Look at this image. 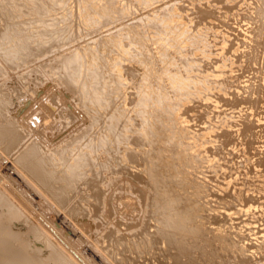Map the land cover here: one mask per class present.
Listing matches in <instances>:
<instances>
[{
	"label": "bare ground",
	"instance_id": "obj_1",
	"mask_svg": "<svg viewBox=\"0 0 264 264\" xmlns=\"http://www.w3.org/2000/svg\"><path fill=\"white\" fill-rule=\"evenodd\" d=\"M93 1L94 0H0V150L8 155L12 167L18 169L19 174L21 173L25 178L24 180L28 181L30 186L32 185V188L34 187V189L39 192L37 193L35 191L37 194H40V197H43L44 202H46L45 200L47 199L54 202L56 201L60 209L64 210V212L76 223L78 222L77 214L80 212L83 213L82 216L85 215L88 217L91 214L100 215L102 213L103 203L108 198L107 191L111 189V184L114 185L118 182V180L114 178L116 181L113 183L114 179L111 178L112 176H115L117 179L123 177H125V179L126 177L131 179L132 184L130 183V185H132V189L138 193L137 195L140 196L142 202L139 221L126 222V217H124V222L123 220L121 222V225L125 227L123 228L120 226V222L110 220L107 228L105 230L103 229L104 231L102 230L103 234H108L107 232H110L108 236L102 234V237L105 236L104 239L112 235V242L109 239L110 236L108 238L110 244L107 243L108 246L105 247L103 245L102 250L104 251L106 249L111 257L115 255L117 257V264H210L214 262L216 264H257L258 258L264 259V235L262 239L258 237L256 242H251L249 244L243 241L240 235L244 233V227L250 222L251 217L253 220L254 212L251 210V207L253 206L254 209V205H257V203L260 205V201L258 202V199H260L259 197L255 198L256 195L246 197L247 195L245 194V196L243 193H246L252 188L250 187L251 185L249 186V184H252L251 182L246 185L248 183L247 179L251 180L249 178V172L252 171V173L258 175H260L259 173L264 174V168L260 169L261 167H258L262 165V167H264V153L263 155L261 153L258 155L259 151L264 150L263 145V149L261 148L262 150L259 149L258 151V148H260L264 142L261 143L259 141L260 139H257L261 135V139L264 140L262 138V135L264 137V128L263 126L261 127L262 122L258 124L255 121L257 126L260 125L259 130H262L260 132H263V134H258L257 140L252 136L253 134L255 135L257 131L254 132V130H251L254 133L251 132L252 134H250L249 131V133H247L252 136V138L248 136L247 142L248 139H253L255 141V143L253 141L255 144H253V146L254 149L255 147L257 148V157L254 152L256 149L254 150L252 148L254 151H252V155H250L248 152L249 149H247L248 151L245 149L246 144L244 140L240 138L245 135V133H243L244 135L242 136L241 131L247 132L243 129H247L248 126L243 128L237 127V134H234L235 130L233 126L230 128L234 131L228 129V125L232 124L229 123V121H231L230 118L233 116L232 113L230 114V112L228 113L224 110L223 112H217V110L211 112L206 109L210 108L209 106L204 105L205 103H201L200 105L205 106V110H202V106V109L198 110L200 105L196 108L200 113V118L213 114L219 117V119H217V117L215 118V120H219H216V124L212 122L214 127L212 128L213 134L211 138L206 136L208 139L203 138L204 141L202 143H199V141L197 142V139L192 136V134H198V130L202 131V127L194 128V126H185L182 124L181 119H178L182 116L177 115L178 117H176L175 115V111L180 104H182V106L179 108L182 109L184 113H190V110L187 109L191 107L185 106L183 108V105L184 101L187 100L188 89L191 83L194 85L196 83H207V85L210 82L214 83L208 91H206L205 86H202L205 92L203 98H207L208 100L212 99L213 97H210L214 96V94L218 97L217 94L219 93H233V88L231 87L233 82L230 81L227 74L234 73L233 70L236 69L234 68V63L236 61L234 58H231L227 50L224 53L215 55V59L212 60L211 56L215 52L212 50L213 48H211L212 46L209 42L210 35L203 30L200 25L203 22L209 23V19L205 16L210 15L208 13L206 15L205 12H208L211 5L216 6L217 4L218 7V4H220L221 7L225 5L230 8L234 5L236 6L237 4L235 3L238 1L241 2L242 0H230L228 3H224V0H192L193 3L199 1L204 5V7L202 5L200 6L199 11H195L194 8L191 11L192 13H190L192 9L191 7L189 8L190 5L185 6V3L176 2L178 0L170 2H168V0L167 4H165L166 1L162 3L164 2L162 0H126L124 3H122L121 0H105L103 4H95ZM160 1H162V5ZM253 1L259 2L258 4H263L264 2H262V0ZM157 2L160 3L156 6L160 11L159 14L156 15L150 12L149 15L143 16L141 12L138 14V17H136L135 22L125 23L126 16H130L131 13L137 14L138 8H146L147 5L151 6ZM248 2L244 4H249ZM250 2H252V0ZM196 4L193 5L196 6ZM241 4L242 3H240V5ZM208 6L209 8H207ZM252 6L254 5L252 4ZM255 6V8H257L259 5L255 4ZM196 7L199 8V5ZM214 8L216 12L219 11L216 7L210 8L211 11H214ZM232 9L233 8H231V10ZM239 9L242 11L240 7ZM235 10L233 9V14ZM180 11H187L188 13L185 24L186 27H182V23L177 19V15ZM246 12V15L250 13H253V15L255 14L253 11L248 13L249 10ZM262 14L264 15V13ZM80 15H84L83 19L80 18ZM232 15L230 17H232ZM243 15L246 16L245 12ZM59 16H64L65 19H61ZM261 17L263 16H259V21L258 19L256 20L260 24L264 23L260 22ZM213 18H216V20ZM213 18L210 19H213L215 23L213 24L212 21V25H218L216 21L219 18L216 16ZM226 19H228V17ZM61 21L65 23L74 22V27L72 28L75 30H80L85 27V25L90 27L92 24L97 26H108L110 27L109 31L113 34L111 37H108L107 34L101 35L99 38L90 42L87 48H78L74 50V52H78V55L73 54V61H66L67 65L66 63L64 64V69L67 71L68 75L66 78L62 77L63 80H59V82L64 87L65 91L69 93H66L68 98L70 95L73 99V106H75L74 108L71 105L73 109H77L83 115H85L87 111L90 117V123L87 124L85 130L78 133V135H80H77V138H80L79 140H77L75 136H70V140L63 146H59V138H52L51 134L46 133L45 129L43 130L46 123L44 118L37 115L39 121L36 120L37 124H35L32 122L31 118L33 112L31 114H28V111L24 112L27 108L25 105H28L26 104L28 101L25 100H28V97H24L26 92L23 93V90H21L22 88H19L20 86L16 87V85L19 84H16L17 81L15 80L16 68L24 67L28 63H33L36 58L49 52L54 44L63 37L65 29L64 26L59 25ZM221 22L220 24L223 23ZM254 24H256V22ZM254 24L253 26L256 27L257 24ZM262 25L263 24H261V26ZM137 27L139 28L137 29ZM150 27L158 29L157 36L152 37L145 34ZM190 27H192V29H189ZM219 27L221 26L219 25ZM124 29L130 30L128 37L133 39L128 44L120 43V45L125 47L126 55L122 49H120L121 51H117L119 48L116 49L117 44L115 42L119 38V33ZM254 30L256 31L257 29L253 28V30L249 31L253 32ZM225 32L221 35L226 37L229 42L234 32H231L232 36L224 34ZM257 33L258 32H256V34ZM256 34H252L253 36L255 35L254 38ZM249 35H247L248 39L250 38ZM259 35L262 36L261 34ZM238 37L240 36L238 35ZM236 39L237 38H235V40ZM251 39L250 41H252ZM247 40L245 42L246 44L249 41ZM101 41H103V43ZM135 41L137 42L135 43ZM155 41L158 42L156 47L151 44V42ZM233 43H235V41ZM249 43L251 44V42ZM260 44L264 45V42ZM257 45H259L258 42ZM257 45L255 44V46ZM136 46L142 47L139 49ZM244 46L246 47L245 44ZM248 46L250 45H247V47ZM258 47L255 49H259ZM170 48L177 49L178 54L175 56L168 50ZM249 48L251 47H248V50ZM157 50L161 51L159 52V58L157 57ZM237 50L238 48L236 47L235 51ZM197 51L201 52L200 55H197ZM258 52L260 53V50ZM263 52H261L260 56ZM234 53L235 52H233V54ZM247 54H245V56ZM169 55L171 57H169ZM248 56L245 59H247ZM255 56L253 55V59L256 58ZM249 57L251 58V56ZM132 58H136L135 61L140 62L141 65L139 66H142L143 69L139 70V66L135 67L131 65L129 59ZM243 58L241 56L242 61ZM165 59L166 61H164ZM209 59H211V61ZM242 61L241 64L243 65ZM110 62L113 64H110ZM252 62L253 61H251L250 64L253 67L255 65L254 63H258L259 61ZM262 63L263 62H261V65ZM114 64L120 67L119 73L114 71ZM125 65L134 70L136 83L139 84V87H137L135 91H130V93L136 96L131 105L126 103V100L130 96L129 90L126 88L124 91H119L117 87L118 80L121 85L123 81L131 82L129 80L134 79H126L123 77L122 72L126 69ZM237 65L239 66L240 64ZM258 66L262 67L260 65H257V69L254 67L255 74L256 70L259 72ZM208 68H211L215 74H208ZM263 68H261V76L263 74L262 71H264L262 70ZM161 69L162 71L159 72ZM193 69H195L196 72ZM192 70L194 73L187 75V72ZM41 72L43 74V71ZM23 73L26 75L29 71L25 70ZM218 73H223V75L218 76ZM40 76L42 75L40 74ZM29 77L30 73L27 74L25 83L29 84V87H31L32 80H29ZM43 77L45 78V76ZM254 78H256V76L252 79ZM101 79H107V81H109L108 89L101 87ZM153 79H155V81ZM261 79H264V77L259 78V82H257L256 79L254 80L257 84L263 82ZM156 82L158 84L155 86ZM251 82H253V80ZM256 84L253 85L255 87L259 85ZM33 87L34 86H32V88ZM255 87H250L252 90V92L250 90V94L254 93V90L257 88ZM261 88L263 89V87ZM259 91L261 90L259 89ZM234 93H236V88ZM260 93L261 92H259V94ZM14 94L18 96V98H15L17 99L16 101L13 99ZM231 95L232 94H229V96ZM258 95L256 94L255 97L257 96L259 100L264 96L261 95L260 98ZM216 96H214L215 99ZM71 98H69L70 101ZM229 98H231V101L234 100V97H228V99ZM217 99L219 100L220 96ZM224 99L222 98V100ZM251 99H253V102L258 100L256 98L254 99V97ZM259 100L257 102L258 107H260L259 104H262ZM57 102V98L54 97L51 106H49L50 110L53 106L57 107L55 111L56 115L53 116L52 111L46 110L45 117L54 121L56 128L60 129L62 126H66L68 122V120H63L66 118L67 110L65 111L66 108H63L64 110L62 109L65 105L59 107ZM207 104L209 103L207 102ZM69 105L70 103L68 106ZM244 105L246 106V104ZM250 105H252V103ZM138 106L140 108L137 109L136 115H138V119L141 120V123L139 125L131 121H126V123H124L122 115H127L128 120H132L134 115L132 110ZM255 106L256 104L254 107ZM105 108L114 109L113 113L107 117V126H115L121 129V134L115 140L111 141V131L107 128L106 130L96 131L92 133V136L85 138L87 134L89 135L94 128L99 126L96 116H100ZM262 108L264 109V107ZM262 108L260 107V109ZM245 109L246 115L248 116L247 110L249 107L247 108L246 106ZM253 109L254 108H252V110ZM78 111L75 110L74 113ZM257 112L256 114H258ZM244 113H242V115ZM260 113L262 114V111H260ZM252 115L249 117H252L253 120L255 114L253 115L254 117ZM249 117L248 119L251 120ZM257 117H255L256 120ZM259 117L262 119L261 115ZM242 119L246 120L247 118L243 117ZM248 119L247 121L250 125L252 120L249 121ZM148 120H151L152 123L153 128L151 131L147 129L142 132L132 127H141L142 122H149ZM127 122L130 125H127ZM226 126H228V128ZM215 127H221L222 129L218 131ZM250 129L251 128H249V130ZM210 133L208 134L210 135ZM81 134L83 135L81 136ZM177 134H179V138L173 139L172 137ZM202 134L200 132L199 135L201 136ZM128 136L134 138L133 145L126 148L114 147L115 144L118 145L126 140ZM144 140H148L150 144L149 149L143 147ZM251 140L249 142H252ZM257 141L261 143L260 147L256 146V144H259ZM101 143H106L110 146V150L105 152L106 156L104 152L100 154L96 153V150L101 147ZM230 143L235 144L239 150H227V145ZM248 146L252 147V144L250 143ZM146 153L152 154L153 157H148ZM253 154H255V158ZM144 157H147L148 160L146 163L142 164L144 162ZM101 165L104 166L103 171L108 170L106 174L98 172L99 170L95 168V166H99L100 168ZM225 165L228 167L243 168L239 171V183L228 184L226 187H222V181L216 182V184L211 182L212 184L214 183L215 186H212L210 183L211 186L209 190L207 187L209 182L206 180V174L204 172L207 171L208 168L209 172H213L212 175L217 177L220 173H223L224 175L222 176L224 177L225 173L222 172V167ZM100 169L102 170V168ZM94 170H97V172ZM201 174L205 175L200 176ZM255 176L257 177V175H254V177ZM262 177H264V175ZM260 179H262L260 180L262 182H257V187L253 188L258 192L263 191L264 193V190H262L264 189V178L260 177ZM110 180L112 182H109ZM131 180L127 182L129 183ZM9 181L12 182L10 178H0V264H77L75 262L76 259L73 261L69 254L66 255L67 253H65L63 247L61 249L59 243H57L58 246L55 245L53 248H51V245L46 246L49 242L52 244L54 237L52 238L46 234V232L48 233L49 231H47L46 225L42 223V219L40 220L39 218L41 214H36L34 218H31L32 216L29 212H32V210H30V207H28L30 211L24 207L23 199L21 200L22 203L18 201L17 198H19V196L17 195L19 194L15 195L17 198L12 196ZM107 183H110V185L108 184L110 189L109 187L105 188V184ZM17 184L18 183H16V186ZM237 184H240L242 187H238ZM125 186L126 185L123 187ZM219 187V190L225 192V194L221 192L222 195H218L216 192L206 193L204 191H211L213 188L217 189ZM258 188L260 190H258ZM18 191L17 193H19ZM123 192L125 191L123 190ZM260 194L257 195L260 196ZM26 197L29 199L31 198L32 201L30 194ZM40 197L39 201H41ZM27 198L25 200L26 202ZM137 198L138 197H136V200L139 199ZM83 200L84 203L82 202ZM85 201L87 202L85 203ZM136 202L138 203V201ZM34 205H37V203H34ZM111 205L113 204L111 203ZM244 206H248L246 209L247 212L245 213L247 217L244 219L240 218L241 221L238 219L239 222H235L238 221L237 218L242 216H238L237 214L240 212L241 207ZM39 207H41V205ZM35 208L37 207L35 206ZM112 211L114 210L109 209L108 212L110 213ZM254 211L256 214V210ZM249 212L253 214L250 215ZM261 213H263V211ZM111 214L112 213H110V215ZM99 217L100 221L101 219L104 220L101 216H98V218ZM86 219L84 220L86 221ZM162 222L164 223L162 224ZM85 224L86 223H84V225ZM92 226L90 225L89 227L91 228ZM161 227L167 230L168 234L162 235L160 233ZM81 229L84 230V226ZM87 229L86 231L89 233L90 230L89 228ZM91 229H93V227ZM91 236L93 235H90V237ZM168 236L173 237V239L170 241ZM93 237L91 239H93ZM100 238L99 236L98 239ZM193 245L199 246L200 251L192 253L190 247ZM211 257H213V259ZM208 258L209 261L207 260ZM162 260H164L163 263Z\"/></svg>",
	"mask_w": 264,
	"mask_h": 264
},
{
	"label": "rangeland",
	"instance_id": "obj_2",
	"mask_svg": "<svg viewBox=\"0 0 264 264\" xmlns=\"http://www.w3.org/2000/svg\"><path fill=\"white\" fill-rule=\"evenodd\" d=\"M122 1V3H124V2H126V0H121ZM162 1H164V2H162ZM162 1H160V3L162 2V3H165V1H166V3L165 4H167L168 2H170V1H173V0H162ZM168 1V2H167ZM230 0H224V3H228ZM249 0H242L241 2L240 1H238V2H236L235 4H237L236 6L234 5V6H232V7H230V8H228L227 6H225V5H223L222 7L220 6V4H218V7H217V4H216V6L215 5H211L210 6V8L212 9L213 7H216L217 8V10H219V11H217L216 12V9L214 8V11L212 10L211 11V9L209 8V6L207 7V8H209L210 9V11H209V9H208V12H205L206 13V15H207V13L210 15V16H205V17H207V19H209L208 21H209V23H207V22H203L201 25H200V27L203 29V30H205L209 35H210V38H209V42H210V45L212 46L211 48H213L212 50L215 52L214 54H212V56H211V58H212V60H214L215 59V55H219L220 53H224L226 50L228 51V54L231 56V58H234L235 59V66H234V68H236L235 70H233L234 71V73L233 74H227V76H228V78L230 79V81H232L233 82V85L231 86L232 88H230V89H232V92L233 93H231L230 91H228V92H230V93H227V92H225V94H222V93H219V94H217L218 95V97L220 96V99L218 100L217 98V96L214 94V96H216V99H215V97L214 96H211L210 98H212V99H207V98H203L204 97V88H202V86H205V88H206V91H208L213 85H214V83H212V82H210L208 85H207V83H196L195 85L193 84V83H191V86H190V88L188 89V94H187V100H185L184 101V105H183V108L185 107V106H190L191 108L190 109H187V110H190V113L189 114H186V113H184L183 112V110L182 109H180L179 107H181L182 106V104H180L179 105V107H178V109H176V111H175V115H176V117H178V116H182L181 118H178V119H181V122H182V124L183 125H185V126H194V128H200V127H202L201 128V130L203 131H200V130H198L199 131V133L198 134H192V136H194L196 139H197V142L199 141V143H202L203 141H204V139L206 138V139H208V137L209 138H211V136H212V128L214 127L213 126V124H212V122L213 123H215L216 122V120L217 119H219V117L217 116V115H215L214 116V114L213 115H208V116H206V117H202V118H200L199 117V115H200V113H199V111H197V109L196 108H198V106L201 104V103H205L204 105H207V106H209L210 108H206V109H208V110H210L211 112H215L216 110H217V112L218 111H222L223 112V110L224 111H227L228 113L230 112V114L232 113L233 114V116H232V118H230L231 119V121H229V123H232V124H229L228 126H229V128H228V126H226L228 129H230V130H232V128H230L231 126H233V129L235 130H232V131H234V134H237V132H236V129H237V127H245V126H248L247 127V129L245 128V129H243L244 131H247V132H243V131H241V135L243 136L244 134L243 133H245V137L243 136V137H240L241 138V140H244V142H245V146H246V150L247 149H249V153H250V155H252V151H254L255 149V154H256V156H257V153H256V151H257V148L255 147V149H254V146H253V144L255 143V141L252 139H250L252 142H249L250 140L248 139V142H247V138H249L248 136H250V138H252V136H253V138H257V136H258V134L260 133V134H263V132H260V131H262V130H259L260 128V125H258L257 126V124L256 123H260V122H262L261 124V127L263 126V128H264V112H263V108L262 107H264V105H263V98H264V96H262L263 98H261L260 96L261 95H264V93H263V91H264V79H261V81H263V82H261V83H257V84H259V85H257L256 84V82H255V80L254 79H256V81L257 82H259V78H263L264 77V71H262V76L260 75V73H261V68H263V66H264V45H261L260 43H262L263 44V42H264V28H263V26H264V23H261V24H263L262 26H261V24L260 23H258V21H259V16H263L264 17V15L262 14V13H264L263 11V9H264V6H263V4H264V0H262V2H263V4H258L257 3V1H253L252 0V2H248ZM105 2V0H94L93 1V3H95V4H103ZM176 2H179V3H185L186 5L185 6H189V8L191 7L192 9L190 10V13H192L191 11L194 9L195 11H199V9H200V6L202 5L201 4V2H195V3H193V1L192 0H178V1H176ZM249 3V4H244V3ZM255 2V3H254ZM159 2H157V3H155V4H153V5H151V6H146V8H143V7H141V8H138V12H137V14H130V16H126V18H125V23H127V22H135L136 21V17H138V14L139 13H141V15H143V16H146V15H149V13L150 12H152L153 14H159L160 13V11H159V9H158V7H156V6H158L159 4H160ZM162 3H161V5H162ZM197 3V4H196ZM200 3V4H199ZM240 3H242L241 5H240ZM73 4H75V3H73ZM196 4V6L197 5H199V8L198 7H196V6H194V5ZM252 4L254 5V6H252ZM255 4H257V5H259L257 8H255L256 6H255ZM76 5V4H75ZM160 5V6H161ZM193 5V6H192ZM238 5H239V7L242 9L243 7V9H242V11L239 9V7H238ZM245 5V6H244ZM246 5H248V6H246ZM262 5V6H261ZM203 7H204V5H202ZM206 6V5H205ZM245 7H246V9H245ZM261 7H263V8H261ZM202 8V7H201ZM231 8H233L234 10H235V13H237V14H233V9L231 10ZM254 8H255V10H256V12L258 13H256L255 12V10H254ZM260 8V9H259ZM139 9H140V12H139ZM250 9H251V11H250ZM245 10V11H244ZM249 10V12L248 13H250V12H254L255 14L253 15V13H250V14H252V15H250V14H248V15H246V11H248ZM258 10V11H257ZM221 11H222V13H221ZM237 11V12H236ZM245 12V15L247 16H244L243 14H244V12ZM260 11H261V14H260ZM215 12V13H214ZM243 12V13H242ZM212 13H213V15H212ZM221 13V14H220ZM188 13H187V11H180L179 13H178V15H177V19H179L180 20V22L182 23L181 25H182V27L184 26V27H186V20H187V17H188V15H187ZM217 14V15H216ZM234 16H233V15ZM260 14V15H259ZM221 17H220V16ZM224 15H225V17L227 18L228 17V19H226L225 17H224ZM232 15V17H230ZM236 15V16H235ZM244 17H243V16ZM83 16L84 15H80V18L81 19H83ZM192 16V15H191ZM212 16V17H211ZM214 16H216L217 18H219V19H217V21H216V23L218 24V25H212V21H213V19L214 20H216V18H213ZM240 16V17H239ZM249 16V17H248ZM252 16V17H251ZM257 16V17H256ZM61 19H65V17L64 16H59ZM263 17H261V19H260V22H264V18ZM211 18H213L212 20H210ZM224 18V19H223ZM258 19V21H256ZM223 22H221V21ZM211 21V22H210ZM218 21H220L222 24H220V22H218ZM251 22H252V26H253V24L256 22V24L258 23V24H260V25H258L257 24V26L259 27H252L251 26ZM226 23V24H225ZM213 24H215L214 23V21H213ZM226 25V26H224V25ZM227 24H229V25H227ZM256 24H254V25H256ZM60 26H64V29H65V32H64V35H63V37L62 38H60V40L57 42V43H55L54 44V46L51 48V50L49 51V52H47V53H45L43 56H41V57H38V58H36L34 61H33V63H28L26 66H22V67H18V68H16V72H15V80L17 81L16 82V84H19V85H16V87H18V86H20L19 88H22L21 90H23V93L24 92H26V95L24 96V97H28L27 99L28 100H25V101H28L26 104H28V105H25V107H27L25 110H24V112H27L28 114L30 113H32L33 114V116H32V114H31V118H32V122L33 123H35V124H37V122H36V120H38L39 121V118H38V116L40 115L41 116V118H44L45 119V121H46V123H45V126L43 127V130L45 129V132L46 133H48V134H51L52 135V138H59V142H60V144H59V146H63L66 142H68L70 139H69V137L70 136H75L76 138H77V135H78V133H80L81 131H83V130H85V128H86V126H87V124H89L90 123V117H89V114L87 113V111H86V114L85 115H83L82 113H80L77 109H73V107L75 108V106H73V99L70 97V95H69V98H71V101H70V99L68 98V95L67 94H69L67 91H65V89H64V87L61 85V83L59 82V80H63L62 79V77H65L66 78V76L68 75V73H67V71L64 69V64L66 63V61H69V62H71V61H73V59H74V56H73V54H75V55H78V52H74V50H76V49H78V48H87L88 46H89V43L90 42H92L93 40H95L96 38H99L101 35H104V34H107V36L108 37H111L113 34H112V32H110L109 31V29H110V27H108V26H103V25H100V26H97V25H95V24H92V26H90V27H88V26H86L85 25V27H83V28H81L80 30H75V29H73L72 27H74L73 25H74V22H69V23H65L64 21H61V23L59 24ZM219 25L221 26V27H219ZM76 26V25H75ZM251 26V27H250ZM260 26H261V28H260ZM250 27V28H249ZM139 27H137V29H138ZM252 28V29H251ZM253 28H255V29H257L256 31H255V33H254V31L252 32V31H249V30H253ZM189 29H192V27H190ZM263 29V30H262ZM261 30V31H260ZM109 31V32H108ZM225 31H227V32H225ZM259 31H260V33H259ZM158 32V29L157 28H154V27H150L149 28V30H147L146 32H145V34L147 35V36H152V37H155V36H157V33ZM223 32H225L224 34H226V35H230V36H232V33L231 32H234L235 33V36H234V33H233V36L232 37H230V44H229V42L227 41V39H226V37H224V36H222L221 34L223 33ZM256 32H258L257 34H256ZM130 33V30L129 29H124L121 33H119V38L117 39V41H115L116 42V44H117V46H116V49H118L119 48V50H117V51H121L120 49H122L123 51H124V53H125V55H126V52H125V47L124 46H122V45H120V43H125V44H128V43H130L133 39L132 38H129L128 37V34ZM237 33V34H236ZM263 33V34H262ZM250 34V35H249ZM252 34H256V37L254 38V36L252 35ZM259 34H261L262 36H260ZM238 35L240 36V37H238ZM247 35H249L250 36V38L248 39V36ZM253 36V37H252ZM233 37H234V39H233ZM235 38H237L236 40H235ZM252 38V39H251ZM254 38V39H253ZM263 38V39H262ZM249 41H248V40ZM250 39L252 40V41H250ZM246 40L248 41L247 42V44L245 43L246 42ZM256 42H255V41ZM162 41H164V40H162ZM165 41H166V39H165ZM235 41V43H233ZM243 41H244V44L246 45V47H247V45H250V46H248V47H251V48H249V50H248V47H247V49H246V47L244 46V44H243ZM261 41V42H260ZM102 43H103V41H101ZM106 42V41H105ZM137 41H135V43H136ZM249 42H251V44L249 43ZM253 42V43H252ZM257 42H258V44L259 45H257ZM158 42L157 41H155V42H151V44L152 45H154L155 47H156V44H157ZM255 44L257 45V46H255ZM227 45H228V47H227ZM134 46V45H133ZM259 46V47H258ZM260 46H261V48H260ZM137 48H141L142 46H136ZM236 47L238 48V50L237 51H235V49H236ZM256 47H258L259 49H255ZM234 48V49H233ZM150 49V48H149ZM231 51H230V50ZM169 51H171L175 56L178 54V50L177 49H172V48H170V49H168ZM240 50V51H239ZM251 50V51H250ZM254 50V51H253ZM260 50V53L258 52ZM73 51V52H72ZM158 52H157V57L159 58L160 57V55H159V52H161L160 50H157ZM174 51H176V52H174ZM232 52V53H231ZM233 52H235L234 54H233ZM239 52V53H238ZM242 52H243V54H242ZM261 52H263L262 53V55L260 56V54H261ZM197 55H200V51H197ZM231 53V54H230ZM236 53H238V54H236ZM248 53V54H247ZM252 53V54H251ZM258 53H259V55H258ZM99 54V53H98ZM241 54V55H240ZM245 54H247L246 56H245ZM250 54V55H249ZM239 55V56H238ZM251 56V58L249 57V56ZM253 55L256 57V58H254V59H257V60H254L253 59ZM239 58H238V57ZM241 56H242V58H243V61H242V59H241ZM248 56V58L247 59H249V60H247V59H245L246 57ZM260 56V57H259ZM169 57H171L170 55H169ZM262 57H263V59H262ZM253 59V60H252ZM261 59H262V61H261ZM136 60V58H132V59H129V62H130V64L131 65H133V66H135V67H137V66H139V65H141V63L140 62H137V61H135ZM210 61H211V59H209ZM164 61H166V59L164 60ZM241 61H242V63H243V65L241 64ZM251 61H259L258 63L256 62V63H254L255 65L252 67V65L250 64V62ZM246 62V63H245ZM252 62V63H253ZM261 62H263L262 63V65H261ZM240 64L239 66H240V68H239V66L237 65V64ZM260 63V64H259ZM110 64H113L112 62H110ZM66 65H67V63H66ZM115 65V64H114ZM210 65V64H209ZM248 65V66H247ZM257 65H260V66H262V67H259L258 66V69H259V72L256 70V74H255V69H254V67L257 69ZM125 67H126V69L122 72V74H123V77L124 78H126V79H132V78H134L133 80H129V81H134V82H128V81H123L122 83H121V85H120V81L118 80V90L119 91H124L126 88L129 90V94H130V96H129V98L126 100V103L127 104H132L133 103V99H135L136 98V96L134 95V94H132V93H130V91H135V89L137 88V87H139V84H137L136 83V75H135V72H134V70L133 69H131L130 67H128V66H126L125 65ZM140 67V68H139ZM138 67V69L139 70H141V69H143L142 68V66H139ZM208 67H212V66H208ZM246 68V69H245ZM209 69V68H208ZM25 70H28L29 71V73H30V77H29V80H32V86H34L33 88H32V86L31 87H29L30 85L29 84H26L25 83V79L27 78V74H29V73H27L26 75L23 73ZM43 71V74H42V72L41 71ZM193 70H195V69H193ZM193 70L192 71H189V72H187V75H191V74H193L194 72H193ZM262 70H264V68L262 69ZM114 71L115 72H117V73H119L120 72V67H118L117 65H115V68H114ZM162 71V69L159 71V72H161ZM242 71V72H241ZM252 71V72H251ZM195 72H196V70H195ZM236 72V73H235ZM254 72V73H253ZM207 73L208 74H210V75H214L215 74V72L210 68L209 70H207ZM40 74L42 75V76H40ZM255 74V75H254ZM218 76H220V75H223V73H218L217 74ZM259 75H260V77H259ZM43 76H45V78L43 77ZM250 76H252V77H250ZM254 76H256V78H254V79H252ZM258 77V78H257ZM151 80H152V78H151ZM154 81H155V79H153ZM253 80V82H251ZM253 83V84H256L257 86V88L253 85V84H251V83ZM28 83H29V81H28ZM34 83V84H33ZM23 84V85H22ZM25 84H26V87H25ZM158 83L156 82L155 83V86L157 85ZM250 84V85H249ZM263 84V85H262ZM100 85H101V87L102 88H104V89H106L107 87H109V81H107V79H101V81H100ZM252 85V86H251ZM260 85H262V86H260ZM22 86V87H21ZM234 86V87H233ZM28 87H29V89H28ZM253 87H255L256 89L254 90V93L255 92H257V93H251L250 94V90H251V88ZM258 87H259V89L261 90V91H259V89H258ZM261 87H263V89L261 88ZM24 88V89H23ZM235 88H236V93H234L235 92ZM26 89H28V90H26ZM32 89V90H31ZM108 89V88H107ZM263 90V91H262ZM238 92H240V93H238ZM251 92H252V90H251ZM259 92H261L260 94H259ZM22 93V92H21ZM67 93V94H66ZM241 93H242V95H241ZM227 94V95H226ZM229 94H232L231 96H229ZM234 94V95H233ZM254 94V95H253ZM258 95L261 99V101L259 100V98H257V96L255 97V95ZM223 97H222V96ZM224 95H225V97H224ZM235 95H236V97H235ZM244 95V96H243ZM246 95V96H245ZM252 96V97H251ZM14 98V100L16 101L17 99H15V98H18V96H16V94H14V96H13ZM54 97H56L57 98V103H58V106L59 107H62L63 105H65L64 107H62V109L63 108H66L65 109V111H66V118H64L63 120H68V122H67V124H66V126L64 125V126H62L60 129H57L56 128V126H55V123H54V121H52V120H50L48 117H45L46 116V110H49V111H52V114H53V116H55L56 114H55V111H56V109H57V107L56 106H53L52 108H51V110H50V108H49V106H51V102H52V99L54 98ZM227 97V98H226ZM228 97H234L233 99L235 100H232L231 101V98H229L228 99ZM245 97V98H244ZM254 97V99L256 98V99H258L259 100V102H262V104H259V106L262 108V109H260V107H258V100H256V102H255V104H256V106L254 107V102H253V99H251V98H253ZM208 98H209V96H208ZM222 98L224 99V100H222ZM236 98V99H235ZM249 98V99H248ZM228 99V100H227ZM238 99V100H237ZM68 100H69V103H70V105L68 106ZM218 102H220V103H218ZM220 100H222V101H220ZM250 100V101H249ZM216 101V102H215ZM234 101V102H233ZM18 102V101H17ZM23 102H24V100H23ZM207 102L209 103V104H207ZM213 102V103H212ZM252 103V105H250ZM219 106H218V105ZM244 104H246V106H247V108L249 107V109L247 110V112H248V116L246 115V106L244 105ZM73 107H72V106ZM204 105H200V107L198 108V110H200V109H202V107H203V109L202 110H205L204 108H205V106ZM250 105V106H249ZM72 108H71V107ZM202 106V107H201ZM71 109H70V108ZM214 109H213V108ZM224 107V108H223ZM239 107V108H238ZM241 107V108H240ZM140 107L138 106L137 108H133V110H132V112H134V115H133V119L132 120H128V116L126 115H122V117H123V122L124 123H126V121H131L132 123H136V125H139L140 123H141V120H139L138 119V115H136V111H137V109H139ZM194 108H195V110H194ZM216 108V109H215ZM226 108V109H225ZM252 108H254L253 110H252ZM256 108V109H255ZM258 108V109H257ZM220 109V110H219ZM245 109V110H244ZM64 110V109H63ZM72 110H73V112H72ZM78 111V112H75L74 113V111ZM255 110V111H254ZM259 110V111H258ZM113 111H114V109L113 108H105L104 109V111H103V113L100 115V116H96V118H97V120H98V122H99V126L97 127V128H94L92 131H91V133H89V135L87 134L86 135V137L85 138H87L88 136H92V133H94V132H96V131H101V130H106L107 128H109L110 129V131H111V135H110V140L111 141H113V140H115L120 134H121V129H119V128H117V127H108L107 126V123H108V121H107V117L110 115V114H112L113 113ZM258 111V112H257ZM260 111H262V114H263V116H262V114L260 113ZM216 112V113H217ZM245 112V113H244ZM250 112V113H249ZM254 112V113H253ZM256 112L258 113V114H256ZM35 113V114H34ZM68 113V114H67ZM72 113H74V114H72ZM215 113V114H216ZM242 113H244L243 115H242ZM80 114V115H79ZM249 114H255V117H257L258 115L260 116L261 115V117H262V119L260 118H258L257 117V120L255 119V117H254V119L252 120V117H249V116H251V115H249ZM38 115V116H37ZM75 115V116H74ZM178 115V116H177ZM242 117H241V116ZM257 115V116H256ZM29 116V115H28ZM239 118H238V117ZM70 117V118H69ZM73 117V118H72ZM75 117V118H74ZM217 117V119L215 120V118ZM230 117H231V115H230ZM243 117H245V118H247L248 119V117L249 118H251V120L253 121H251V120H249V121H251V123L253 124V123H255V121H256V126L254 127V125L255 124H251L250 123V125L248 124L249 122L247 121V119L246 120H244V119H242ZM241 118V119H240ZM240 119V120H239ZM259 119V120H258ZM96 120V119H95ZM260 120H262V121H260ZM35 121V122H34ZM149 122H142V126L141 127H138V126H132V127H134V128H136V129H138V130H140V131H142V132H144L145 130H147V129H149V131H151V129L153 128L152 127V123H151V120H148ZM217 121H219V120H217ZM235 121V122H234ZM242 122H246V123H242ZM217 123V122H216ZM215 123V124H216ZM242 123V124H241ZM60 124V123H59ZM127 125H130L128 122H127ZM252 126H253V128H252ZM206 127V128H205ZM208 127H210V128H208ZM235 127V128H234ZM258 127V128H257ZM225 128V127H224ZM226 128V129H227ZM249 128H251L250 130H249ZM255 128V129H254ZM204 129H206V130H204ZM208 129H210V130H208ZM215 129L216 130H218V131H221V127H215ZM256 129H258L259 130V132H258V130H256ZM238 130H239V128H238ZM242 130V129H241ZM251 130H254V132L255 131H257V132H255V135L253 134L252 136L250 135V134H252V133H254L253 131H251ZM250 132V134H247V133H249ZM196 132V131H195ZM200 132H201V136L199 135L200 134ZM211 132V133H210ZM252 132V133H251ZM204 133H205V136H204ZM208 133H210V135L208 134ZM257 133V134H256ZM83 134H81V136H82ZM247 135V136H246ZM78 136H80V135H78ZM206 136H208V137H206ZM254 136H256V137H254ZM75 138V139H76ZM173 139H177V138H179V134H177V135H174L173 137H172ZM200 138H201V140H200ZM204 138V139H203ZM244 138V139H243ZM262 138L264 139V137H263V135H262ZM80 138H77V140H79ZM215 139V138H214ZM261 143L262 142H264V140H262L261 139V135H260V137H258L257 138ZM256 139V140H257ZM133 140H134V138H131L130 136H128L127 138H126V140H124V141H122L120 144H118V145H114V147L115 148H126V147H129V146H131V145H133ZM246 140V141H245ZM262 140V141H261ZM253 141H254V143H253ZM259 141H257V143H259ZM249 143V144H247V143ZM144 144H143V147L144 148H146V149H149V147H150V144L148 143V140H144V142H143ZM250 143L252 144V147L250 148L248 145H250ZM261 143H259L258 145L256 144V146H258V147H260V144ZM101 145V147L100 148H98L97 150H96V153L97 154H100V153H103L104 152V154H105V152L106 151H108V150H110V146H108L106 143H101L100 144ZM210 145V144H209ZM255 145V144H254ZM264 144L262 143V145H261V147L260 148H258V151H259V149H263V146ZM263 146V147H262ZM75 147H76V145H75ZM252 148L254 149V150H252ZM235 150V151H237V150H239L238 149V147L235 145V144H228L227 145V150ZM261 149V150H262ZM264 150H262V151H259V153H258V155H260V153L263 155V152ZM253 152V153H254ZM103 154V155H104ZM255 154H253L254 155V158L256 157L255 156ZM146 155L148 156V157H150V158H152L153 156H152V154H149V153H146ZM105 156H106V154H105ZM229 156H231V155H229ZM258 157V156H257ZM74 160V159H73ZM147 160H148V158L147 157H144V162L142 163V164H144V163H146L147 162ZM212 160H214V159H212ZM12 163H11V160H10V158L8 157V155H6L5 153H4V151H2V150H0V178H10L11 180H12V182L11 181H9V183H10V187H11V192H12V196L14 197L15 195H17V194H19V195H17V196H19V198H17V196H15V198H17L18 199V201L19 202H21V200L23 199L24 201H23V205H24V207L27 209V210H29V208L28 207H30V210H32V212L30 211L29 213H30V215L32 216L31 218H34L35 216H36V214H41V215H39V218H40V220L42 221V223H44V225H46V228L48 229L47 231H49L48 233L46 232V234L48 235V236H50V237H54L53 239L54 240H52V244L50 243H48L46 246H50L51 245V248H53V247H55V245H57V243H59V245H60V247H61V249H62V247L64 248V250H65V253H67L66 255H70V258L74 261V259H76V263L78 264H117V262H116V260H117V257L114 255L113 257H111L108 253H107V251H106V249L103 251L102 249H103V245H104V247L105 246H108V244L107 243H109L110 244V241H109V239L111 240V242H112V235H110L107 239L105 238L104 239V237L105 236H103L102 237V234H103V232H102V230L104 229H106L107 228V225L110 223V220H116L117 222H120L119 224H120V226L121 227H123V228H125L123 225H121V222H122V220H123V222H124V217H126L125 218V220H126V222H134V221H139L138 219H140V214H141V207H142V202H141V199H140V196H138L137 194V192H135L133 189H132V185H130V183L132 184V180L131 179H128L127 177H126V179H128V180H126L125 179V177H123V178H121V179H117L115 176H112L111 178H115L116 180H118V182H114V181H116L115 179L113 180V179H111V180H113V183H115L114 185L113 184H111V189H110V183H107V184H105V188H108L109 187V189L110 190H108L107 192H108V198L106 199V201H104V203H103V209H102V213L99 215V214H97L98 216H101V218H103L104 220H102L101 219V221L99 220L100 219V217L98 218V216L97 215H90L89 217L88 216H82L83 215V213H78L77 214V216H78V222L76 223V222H74V220L69 216V215H67V213H65L64 212V210H62V209H60V206H59V204H57V202L55 201H52V200H50V199H47V200H45L46 202H44V199H43V197L41 198L40 197V194H37V193H39L38 191H36V189H34V187L32 188V185L30 186V183L28 182V181H26V180H24L25 178H24V176L20 173L19 174V171H18V169L16 168V167H12V165H11ZM103 165H101L100 166V168H102V170L99 168V166L97 167V166H95V168L96 169H98L99 171L98 172H102V173H105L106 174V172L108 171V170H104L103 171V169H104V166L102 167ZM263 166V165H262ZM262 166H258V167H261L260 169H262V168H264V167H262ZM15 168H16V171H15ZM243 168L242 167H238V168H236V167H228L227 165H225V166H223L222 167V172H224L225 173V176L223 177L222 175H224L223 173H220L217 177L216 176H214V175H212V173L213 172H209L208 171V168H207V171H205L204 173L206 174H204L206 177V180L209 182V185H207V187H208V189L210 190V186H211V182H214L215 184H216V182H219V181H222L223 182V186L222 187H226L228 184H235V183H239V181H240V174H239V171L240 170H242ZM101 170V171H100ZM18 171V172H17ZM95 172H97V170H94ZM254 172V171H253ZM250 173V179L251 180H249V179H247V181H248V183L246 184V185H248L249 184V182H251L252 184H249V186L250 187H252L249 191H245L246 193H243L246 197H251V196H254V195H256L255 196V198L257 197H259L260 199H258V202L260 201V205H259V203H257V205H254L255 207H254V209H253V206L251 207V210H253V212H254V214L253 213H250V215L251 214H253V220H252V217H251V219H250V222L244 227V233L243 234H241L240 236L242 237V239H243V241H245L246 243H251V242H256L257 240V238L258 237H260L261 239H262V237H263V235H264V193H263V191L262 192H258L255 188H253V187H257L256 185H257V182H262V181H260V180H262V179H260V177L261 178H264V177H262L264 174H262V173H259L260 175H258V174H254V173H252V171L251 172H249ZM248 173V174H249ZM5 175V176H4ZM20 175V176H19ZM203 174H201L200 176H204ZM254 175H257V177L255 176L254 177ZM3 176V177H2ZM7 176V177H6ZM22 176V177H21ZM260 176V177H259ZM21 177V178H20ZM110 177V176H109ZM253 177V178H252ZM23 178V179H22ZM214 178H215V180H214ZM257 178V179H256ZM110 179V178H109ZM217 179H218V181H217ZM222 179V180H221ZM254 179V180H253ZM256 179V180H255ZM13 180H15L16 181V183H18L17 184V186H16V183H15V181H13ZM109 181V182H112V181ZM124 180V181H123ZM131 180V182H127V181H130ZM246 180V179H245ZM259 180V181H258ZM4 181V180H3ZM27 182V183H26ZM122 182H123V184H122ZM255 182V183H254ZM122 185H121V184ZM125 183V184H124ZM127 183V184H126ZM211 183V184H210ZM212 184V186L214 185L215 186V184ZM254 183V184H253ZM13 184V185H12ZM109 184V185H108ZM120 184V185H119ZM124 185H126L125 187H126V190H125V187H123ZM130 185V186H129ZM219 185V184H218ZM259 185V184H258ZM13 186V187H12ZM19 186V187H18ZM119 186H121V187H119ZM129 186V187H128ZM237 186L238 187H242L240 184H237ZM21 187V188H20ZM115 187V188H114ZM117 187V188H116ZM131 187V188H130ZM262 187H263V185H262ZM20 188V189H19ZM25 188V189H24ZM32 188V189H31ZM115 190H114V189ZM124 188V189H123ZM264 188V187H263ZM128 189V190H127ZM131 189V190H130ZM220 189V187L219 188H213L211 191H206V190H204L206 193H210V192H216V193H218V195H222L221 194V192H223V191H220L219 190ZM19 190V191H18ZM24 190V191H23ZM25 190H26V192H25ZM34 190V191H33ZM123 190L125 191V192H123ZM134 192H133V191ZM254 192H253V191ZM258 190H260L259 188H258ZM262 190H264V189H262ZM17 191L19 192V193H17ZM20 191H22V192H20ZM37 193H36V192ZM109 191H110V194H112V195H110L109 194ZM13 192H15V193H13ZM24 192V193H23ZM29 192V193H28ZM111 192H113V193H111ZM121 192V193H120ZM20 193H21V195H20ZM125 193V194H124ZM133 193H135V194H133ZM224 194H225V192H223ZM252 193H254V194H252ZM260 194V196H258L257 194ZM263 193V194H262ZM26 194V195H25ZM30 194V197H32V201H31V198L29 199V198H27L26 196L27 195H29ZM223 194V195H224ZM250 194V195H249ZM23 195V196H22ZM32 195V196H31ZM110 195V196H109ZM137 195V196H136ZM11 196V195H10ZM21 196V197H20ZM122 196V197H121ZM134 196H136V197H138L137 199L138 200H136V197H134ZM22 197H24V198H22ZM39 197H40V200L41 201H39ZM10 198V197H9ZM26 198H27V202L25 201L26 200ZM109 198H110V200H109ZM261 198H263V199H261ZM43 199V200H42ZM113 201H112V200ZM108 200H109V202H108ZM261 200H262V202H261ZM35 201H37V202H35ZM136 201H138V203L136 202ZM140 201V202H139ZM161 201V200H160ZM36 204L37 203V205H34V203ZM42 204H41V203ZM83 203H84V200L82 201ZM87 201H85V203H86ZM113 204V205H111V203ZM22 203V202H21ZM28 205H27V204ZM32 203V204H31ZM43 203H44V205H43ZM59 206H57L56 204ZM261 203H262V205H261ZM105 204V205H104ZM109 204H110V206H109ZM137 204H138V206H137ZM33 207H32V206ZM41 205V207H39ZM116 205V206H115ZM27 206V207H26ZM35 206L37 207V208H35ZM259 206V207H258ZM113 207H116V208H113ZM140 207V208H139ZM54 208V209H53ZM248 208V206H244V207H241V209H240V212L237 214L238 216L239 215H242L243 216V218H242V216L241 217H239V218H237V220L239 219L240 221H241V219H244V218H246L247 217V215L245 214L247 211H246V209ZM60 209V210H59ZM108 209V210H107ZM109 209H113L114 211H112V212H110V213H112L111 215H110V213L108 212L109 211ZM260 209H262V210H260ZM116 210V211H115ZM250 210V211H251ZM254 210H256V214H255V211ZM259 210V211H258ZM111 211V210H110ZM263 211V213H261ZM36 212V213H35ZM104 212V213H103ZM108 212V213H107ZM140 212V213H139ZM252 212V211H251ZM44 213V214H43ZM115 213V214H114ZM259 213V214H258ZM108 214V215H107ZM137 214H139V215H137ZM35 215V216H34ZM43 215V216H42ZM136 215V216H135ZM216 215H219V214H216ZM257 215V216H256ZM259 215V216H258ZM40 216H42V217H40ZM91 216H92V218H91ZM112 216V217H111ZM138 216V217H137ZM81 217V218H80ZM109 217V218H108ZM123 217V218H122ZM44 218V219H43ZM86 218H88V219H86ZM106 218V219H105ZM131 218V219H130ZM241 218V219H240ZM84 219H86V221L84 220ZM93 221H92V220ZM120 219V220H119ZM128 219V220H127ZM135 219V220H134ZM96 220V221H95ZM239 220L238 221H235V222H239ZM88 221H89V223H88ZM92 223H91V222ZM82 224H80V223ZM88 223L87 225L85 224L84 225V223ZM99 223V224H98ZM102 223V224H101ZM106 223V224H105ZM161 223V222H160ZM164 222H162V224H163ZM77 224H78V226H77ZM92 226L93 227V229H91L89 226ZM118 225V224H117ZM75 226V227H74ZM80 226H81V228H83V226H84V230L86 231V229L87 228H89V233L87 232L88 231V229H87V231H86V233H85V231L84 230H82L81 228H80ZM87 226V227H86ZM95 226V227H94ZM103 230V231H104ZM83 233H84V235H83ZM95 233V234H94ZM98 233V234H97ZM108 234H106V233H104L103 235H106V236H108L109 234H110V232H107ZM160 233L162 234V235H166V234H168V231L167 230H164V228H162L161 227V229H160ZM49 234H51V235H49ZM52 235H54V236H52ZM86 235H87V237H86ZM90 235H93V236H91L90 237ZM95 236H96V238H95ZM99 236L101 237L100 239H98L99 238ZM57 237V238H56ZM84 237V238H83ZM93 237V239H91ZM86 238H87V241L85 242V240H86ZM103 238V239H102ZM81 239V240H80ZM168 239L171 241L172 239H173V237H171V236H168ZM94 240V241H93ZM99 240V241H98ZM108 242H107V241ZM101 241V242H100ZM53 242H55V243H53ZM61 242H62V244H61ZM98 244H99V246H98ZM58 246V245H57ZM95 246H97V247H95ZM101 248V249H100ZM191 248V251H192V253H197V252H199L200 251V248H199V246H196V245H193L192 247H190ZM63 250V251H64ZM83 251V252H81V251ZM212 259H213V257H211ZM78 259V260H77ZM192 260V259H191ZM208 261H209V258L207 259ZM164 262V260H162V263ZM148 264V263H147ZM210 264H216L215 262L214 263H210ZM225 264H233V263H225ZM257 264H264V259H261V258H258V262H257Z\"/></svg>",
	"mask_w": 264,
	"mask_h": 264
}]
</instances>
